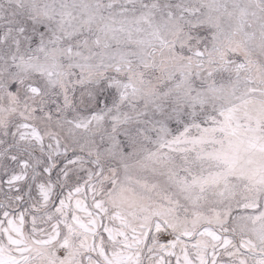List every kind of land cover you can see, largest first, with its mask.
Segmentation results:
<instances>
[{
  "label": "snow or ice",
  "instance_id": "snow-or-ice-1",
  "mask_svg": "<svg viewBox=\"0 0 264 264\" xmlns=\"http://www.w3.org/2000/svg\"><path fill=\"white\" fill-rule=\"evenodd\" d=\"M0 264H264V0H0Z\"/></svg>",
  "mask_w": 264,
  "mask_h": 264
}]
</instances>
